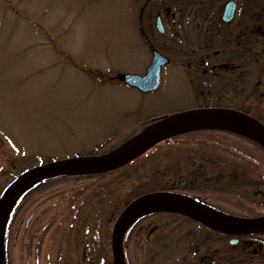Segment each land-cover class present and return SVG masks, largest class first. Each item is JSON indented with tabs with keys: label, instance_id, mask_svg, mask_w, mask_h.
Segmentation results:
<instances>
[{
	"label": "rangeland",
	"instance_id": "obj_1",
	"mask_svg": "<svg viewBox=\"0 0 264 264\" xmlns=\"http://www.w3.org/2000/svg\"><path fill=\"white\" fill-rule=\"evenodd\" d=\"M197 1L210 3L200 8ZM225 3L0 0V196L29 169L116 147L155 120L193 107L178 101L185 88L174 63V14L181 6L185 26H198L204 21L211 30L222 28L236 34L242 24L252 25L244 4L232 25L224 28L221 17ZM255 10L263 28L264 0H259ZM158 15L164 35L157 31ZM194 30L186 34L194 35ZM141 34L149 35L156 51L170 60L163 68L161 87L151 93H140L114 80L118 75L142 74L149 66L151 54L142 44ZM219 49L220 44L214 48ZM256 51V62L246 56L233 60L239 66L233 73L237 81H230L225 107L236 110L250 106L254 91L264 94L262 35ZM206 145L210 146L189 143L184 137L158 147L133 167L112 174L69 178L40 189L14 215L7 264H112L111 212L115 201L155 169L183 160L179 156H184L185 149ZM207 152L222 157L230 167L227 181H212L208 192L211 204L225 209L232 208L231 203L252 207L253 195L264 198V188L246 194L245 188L241 191L235 184L237 168L243 167L245 179L255 176L250 179L258 182L264 176V166L256 175L252 160L240 159L233 147L228 152L211 148ZM218 172L214 171L212 177H218ZM261 199L256 202L264 203ZM256 210L262 212L260 206Z\"/></svg>",
	"mask_w": 264,
	"mask_h": 264
},
{
	"label": "flooded vegetation",
	"instance_id": "obj_2",
	"mask_svg": "<svg viewBox=\"0 0 264 264\" xmlns=\"http://www.w3.org/2000/svg\"><path fill=\"white\" fill-rule=\"evenodd\" d=\"M197 2L200 8L210 3ZM230 2L235 3L236 9L231 21L224 22L221 17L224 28L232 25L238 8L244 4L247 5L246 13L252 22L251 26L242 24V29L237 34L234 30L223 32L222 28L211 30L207 24L204 25V21L198 23V26H185L183 19L186 18H183L181 6L174 14V63L179 80L185 88L178 101L180 105H193L178 112L227 108L224 103L228 98L230 81L237 79H234L233 73L239 67L233 60H242L246 56L252 57L253 62L257 61L256 50L261 35L264 36V25L261 28L259 15L255 10L259 0H226L223 13ZM188 5L189 3L185 4V7ZM191 28L195 29L194 35L189 36L186 33ZM140 36L152 60L155 49L152 38L145 34ZM219 44L220 49L214 50ZM250 99V105H260L264 94L254 91ZM197 148L189 151L185 149L184 156H179L183 160L176 161L174 165H163L152 174H168L171 176L169 180L172 190L177 196L213 207L209 201L212 199L211 195L208 194L211 183L213 180L220 184L227 181L230 167L222 157L214 156L207 149L228 152V148L212 145ZM237 156L243 158L242 155ZM165 169L168 171L164 172ZM214 171H219L216 178L212 177ZM236 174L238 181L235 184L243 185V167L237 168ZM141 184L138 182L137 186ZM124 254L126 264H264V231L229 235L214 231L186 216L170 212L153 213L141 217L130 227L124 240Z\"/></svg>",
	"mask_w": 264,
	"mask_h": 264
},
{
	"label": "water",
	"instance_id": "obj_3",
	"mask_svg": "<svg viewBox=\"0 0 264 264\" xmlns=\"http://www.w3.org/2000/svg\"><path fill=\"white\" fill-rule=\"evenodd\" d=\"M236 5H226L222 20L229 22L234 17ZM157 30L164 33L161 17L157 18ZM169 60L153 52V59L144 76L120 75L118 80L143 93L158 90L161 71ZM225 126H232L224 127ZM207 129H222L245 135L264 145V125L245 113L231 109H207L191 111L170 118L147 130L125 145L99 156H85L49 162L27 170L15 179L0 198V264H5L3 234L8 215L16 200L32 185L56 176L76 173H96L123 168L146 154L155 146L171 138ZM143 137V138H142ZM142 138L138 143V139ZM129 146L130 144H132ZM197 204L181 197L152 193L133 201L116 221L111 239L113 264H126L124 237L136 215L140 217L154 212H170L187 216L210 229L229 235H242L264 230V216L258 218H216L204 214ZM200 207V206H199ZM141 214V215H140Z\"/></svg>",
	"mask_w": 264,
	"mask_h": 264
},
{
	"label": "trees",
	"instance_id": "obj_4",
	"mask_svg": "<svg viewBox=\"0 0 264 264\" xmlns=\"http://www.w3.org/2000/svg\"><path fill=\"white\" fill-rule=\"evenodd\" d=\"M260 105H250V106H244L240 108L239 110L253 116L254 118L264 122V100H261ZM163 119H159L153 123V125H156ZM186 137L189 140V143H200L202 145L208 144L212 146H225L227 148H235L237 151V155H242L244 160H249L251 159L252 161V167L256 168L254 170V173L256 175H259L260 167L264 166V146L239 133L233 132V131H228V130H221V129H207V130H200V131H195L192 133H188L184 136L174 138L180 139ZM230 139H235L234 141H231ZM250 148V149H248ZM253 148V149H252ZM109 149L106 150H100L96 151L93 153V155H101L104 153H107ZM256 160V161H255ZM258 165V166H257ZM259 167V168H258ZM246 168V166H245ZM248 169V168H247ZM162 171V170H160ZM168 170L165 169L164 172H167ZM116 170L112 171H105V172H96V173H76V174H68V175H60L52 178L45 179L32 187H30L27 191L23 193V195L19 198L17 201L16 205L12 209L6 228L4 232V242H5V252L7 255V244L10 236V229L12 225V221L14 218V215L17 211V209L22 205V203L31 195L35 194L38 192L40 189H43L44 187L51 186L54 183L57 182H62L64 180H67L69 178H74V177H82V176H99V175H105V174H112L115 173ZM247 172V170H246ZM161 172H158L156 174H149L148 177L146 178V181L141 182L142 184L139 186H136L132 191H130L127 195L121 197L120 199L116 200L114 205H113V211L111 212V215L113 216V221L119 216V214L127 207V205L132 202L134 199L138 198L141 195H146L149 193H169V194H175L172 190V184L171 181L169 180L168 174L166 175H160ZM247 177L244 181V188L247 190L246 194L249 193V190H255L256 188L264 187V176L261 177V183L259 184L258 182L254 181L255 176L253 179H249ZM240 185L239 189H242ZM242 189L241 191H243ZM256 196L253 195L251 198H255ZM261 199V197H259ZM259 199V200H260ZM256 200V199H255ZM261 200L264 201L262 198ZM232 204V208L230 209H225V208H220L217 206L213 205V208H218V210H221L225 213H228L230 215H235L238 217H248V218H253L259 215L264 214V203L260 202L259 205L256 204V201H253L252 207L247 205V204ZM257 206L261 207L262 212L259 213L256 208ZM110 238V234H109ZM7 258V256H6ZM7 261V260H6ZM7 264V262H6Z\"/></svg>",
	"mask_w": 264,
	"mask_h": 264
},
{
	"label": "bare ground",
	"instance_id": "obj_5",
	"mask_svg": "<svg viewBox=\"0 0 264 264\" xmlns=\"http://www.w3.org/2000/svg\"><path fill=\"white\" fill-rule=\"evenodd\" d=\"M154 51H156V49H154L153 50V52ZM153 52H152V56H153ZM149 66H150V64H149ZM148 66V67H149ZM148 67H147V69H148ZM147 69L145 70V72L144 73H146V71H147ZM144 73H142V74H138V75H140V76H144L145 74ZM120 75H118L117 77H115L114 78V80H116V81H118V82H121V81H119L118 80V77H119ZM121 83H123V84H125V85H127L126 83H124V82H121ZM128 86V85H127ZM130 87V86H129ZM132 88V87H131ZM137 91H139V90H137ZM140 93H143V92H141V91H139ZM242 108V107H241ZM230 109V108H229ZM240 108H238V109H231V110H235V111H239V112H242V113H245V112H243V111H241V110H239ZM179 111V110H178ZM178 111H175V112H173V113H170V114H168V115H165V116H163V120L162 121H160L159 123H161V122H164V121H166V120H168V119H170V118H173V117H176V116H179V115H181V114H183L184 112H178ZM245 114H247V113H245ZM256 119V118H255ZM256 120H258V119H256ZM259 122H261L263 125H264V122H262V121H260V120H258ZM154 123V122H153ZM153 123H152V125L151 126H149L150 128H152V127H154L155 125H153ZM159 123H157V124H159ZM222 126H224V127H230V128H234L235 129V127H232V126H225V125H222ZM148 127V128H149ZM145 129V130H143L142 132H140L138 135H135L134 137L135 138H137V137H139V136H141L142 134H144L147 130H149V129ZM222 130V129H221ZM184 135H186V134H183V135H180V136H177V137H174V138H178V137H181V136H184ZM143 138V137H142ZM142 138H140V139H138L137 141H135L136 143H138ZM174 138H171V139H169V140H167V141H164V143L165 144H168V143H171V142H176V141H178V140H182V138H180V139H176V140H174ZM131 145H133V143L132 144H130L129 146H131ZM264 146V145H263ZM116 148L115 147H112V148H110L109 150H108V152H110V151H113V150H115ZM158 148L157 147H154V148H152L151 150H149L148 152L150 153V152H153V151H155V150H157ZM229 149L230 148H228V151H229ZM144 157H145V154L143 155ZM143 156H141L140 158H138V159H136L135 160V163H137V161L139 162L140 161V159H142L143 158ZM135 163L134 164H131V165H127V166H125L124 168H127V167H133L134 165H135ZM254 176H248V178L250 179V178H253ZM248 179V180H249ZM258 183L260 184L261 183V178H258ZM243 186V185H242ZM261 188H264V187H261ZM242 189H244V186L242 187ZM259 197H261V198H263L261 195H256V197L254 198V200L255 201H257V200H259L260 198ZM264 199V198H263ZM189 201H191V202H193V203H195V204H197L196 202H194V201H192V200H190L189 199ZM256 204L257 205H259V203H257L256 202ZM200 205H197L196 207L198 208V209H200L204 214H206V215H209V216H212V217H216V218H221V219H226V218H223V217H233V218H236L235 217V215H233V216H231L230 214H228V213H225V212H223V211H221V210H218V208H213V209H207V208H204V207H202V206H200ZM154 213H163V212H154ZM150 214H153V213H150ZM176 214V213H175ZM141 215V214H140ZM149 215V214H148ZM180 215V214H179ZM182 216H184V215H182ZM221 216H223V217H221ZM262 216H264V214H262V215H259V216H256V217H253V218H258V217H262ZM187 217V216H186ZM140 218V216L139 215H136L134 218H133V220H132V222L134 223L137 219H139ZM189 218V217H188ZM251 219V218H250ZM209 228V227H208Z\"/></svg>",
	"mask_w": 264,
	"mask_h": 264
}]
</instances>
